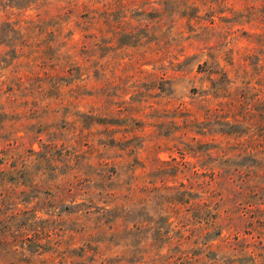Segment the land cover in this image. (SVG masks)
I'll list each match as a JSON object with an SVG mask.
<instances>
[{"label": "rangeland", "instance_id": "374dc122", "mask_svg": "<svg viewBox=\"0 0 264 264\" xmlns=\"http://www.w3.org/2000/svg\"><path fill=\"white\" fill-rule=\"evenodd\" d=\"M108 5L0 0V264H264V0Z\"/></svg>", "mask_w": 264, "mask_h": 264}, {"label": "trees", "instance_id": "16d2710c", "mask_svg": "<svg viewBox=\"0 0 264 264\" xmlns=\"http://www.w3.org/2000/svg\"><path fill=\"white\" fill-rule=\"evenodd\" d=\"M68 3L72 4L71 11H73V8H80L82 7L84 9L83 14L87 15V19L84 21L88 22L89 24L92 22V20L100 14H106L107 13V6L110 4V0H66ZM29 2H32V0H29ZM100 2V5L98 4ZM33 22V21H32ZM3 24H5L7 27L9 26L8 30L12 31L13 33H16L18 29L14 28L12 23H9L8 21H3ZM35 26L38 28H42L43 26L46 27L48 24H52L50 22H46L45 20L38 19L34 21ZM53 31V29H51ZM135 168H133L131 172V178L134 181H137L139 178V174L135 173Z\"/></svg>", "mask_w": 264, "mask_h": 264}]
</instances>
